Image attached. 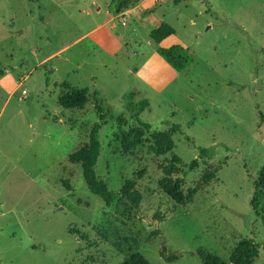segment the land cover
I'll use <instances>...</instances> for the list:
<instances>
[{
  "label": "rangeland",
  "instance_id": "1",
  "mask_svg": "<svg viewBox=\"0 0 264 264\" xmlns=\"http://www.w3.org/2000/svg\"><path fill=\"white\" fill-rule=\"evenodd\" d=\"M124 1L0 0V264H122L135 253L202 264V250L228 260L244 238L264 245L250 205L264 166V0H132L139 8L122 17L135 7L119 9ZM162 25L174 33L157 44L151 34ZM175 44L193 58L182 72L157 53ZM65 82L88 90L84 109L59 104ZM131 92L149 101L138 117L151 130L126 153L138 126L126 109ZM96 97L106 110L96 171L117 194L109 208L68 160L100 123ZM167 122L182 131L158 157L151 134ZM200 149L214 157L190 171ZM174 155L186 196L221 168L184 205L159 186L160 164ZM127 181L143 196L139 208L119 194ZM253 264H264V250Z\"/></svg>",
  "mask_w": 264,
  "mask_h": 264
},
{
  "label": "trees",
  "instance_id": "2",
  "mask_svg": "<svg viewBox=\"0 0 264 264\" xmlns=\"http://www.w3.org/2000/svg\"><path fill=\"white\" fill-rule=\"evenodd\" d=\"M125 0L119 5V9H129L136 5V1ZM174 31L167 25H162L158 29L154 30L151 34L153 40L160 44L166 38L171 36ZM171 67L177 71L182 72L186 70L193 62V58L188 53V50L182 45L175 44L168 48H158L157 52ZM5 71L0 70V77L4 76ZM63 87L66 93L59 97V104L65 109H84L88 103V90L73 88L69 83H63ZM127 100V112L130 113L136 120L138 126L130 130V135H125L123 142V150L126 153H132L133 150L144 144L146 133L151 130V125L144 122L138 117L139 114L149 108L150 103L148 100L134 102L135 95L133 92L126 94ZM95 109L100 116V123L95 124L89 134L88 143L70 154L68 160L72 164L81 166L83 172V178L91 194L98 196L106 205V207H112L117 194L109 189L108 183L101 179L96 171V166L102 152V144L99 140V133L104 124L105 109L103 104L99 102V99L95 98ZM106 115V113H105ZM118 121L122 124H126L125 117H118ZM164 131H154L151 134V140L153 141V151L156 156L164 157L172 154L175 148V142L173 140L174 135L180 133L181 126L177 124L171 125ZM214 157V151L209 149H200L199 157L193 160L187 167L190 171H194L199 167V159L207 158L212 159ZM182 159L178 156H172L164 164H160V169L163 173V178L159 181V186L165 194H167L174 202L184 205L187 202H191L194 197L200 192L204 185L211 183L220 171V167L214 169H207L201 176L198 186L188 191L186 196L182 187L184 180L180 177ZM141 177V175H140ZM124 198L132 203L135 208H139L142 202L143 196L136 188V182L127 181L122 186L119 192ZM264 166L258 172L255 182L254 193L250 200V205L255 211L258 217L264 224ZM261 250H264V245L258 244L253 238H244L239 241L228 260L221 259L217 255L202 250L199 252V257L202 264H253L259 257ZM162 256L168 261H174L177 258L176 255H167V250L164 248L161 252ZM122 264H151L142 254L135 253L130 255Z\"/></svg>",
  "mask_w": 264,
  "mask_h": 264
},
{
  "label": "crops",
  "instance_id": "3",
  "mask_svg": "<svg viewBox=\"0 0 264 264\" xmlns=\"http://www.w3.org/2000/svg\"><path fill=\"white\" fill-rule=\"evenodd\" d=\"M139 8V6L138 7H134L133 9H129V10H126V11H124L123 13H131V12H133V11H135L136 9H138ZM123 13H121V15L123 14ZM165 42V41H164ZM167 47H169V46H167ZM160 56V55H159ZM24 91V90H23ZM23 91H22V94H23ZM27 95V94H26Z\"/></svg>",
  "mask_w": 264,
  "mask_h": 264
},
{
  "label": "built area",
  "instance_id": "4",
  "mask_svg": "<svg viewBox=\"0 0 264 264\" xmlns=\"http://www.w3.org/2000/svg\"><path fill=\"white\" fill-rule=\"evenodd\" d=\"M126 14H128V13H126V12L123 13V14H122V17L125 16ZM123 25H126V22H125V21L123 22ZM26 94H27V92L24 90V91H23V95H26Z\"/></svg>",
  "mask_w": 264,
  "mask_h": 264
}]
</instances>
